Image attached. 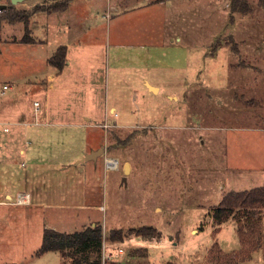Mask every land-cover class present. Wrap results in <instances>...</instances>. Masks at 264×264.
<instances>
[{"label":"rangeland","instance_id":"obj_1","mask_svg":"<svg viewBox=\"0 0 264 264\" xmlns=\"http://www.w3.org/2000/svg\"><path fill=\"white\" fill-rule=\"evenodd\" d=\"M68 1L0 0V264H70L59 251L38 255L45 230L90 226L102 227L107 252L125 249L107 264H264V209L260 221L212 216L226 193L264 186V5L249 0L242 15L230 0H127L117 17L109 0H71L79 28L102 34L88 81L47 62L62 37L52 26L45 42L44 13ZM11 7L19 20H5ZM47 103L48 125L30 126ZM37 129L52 136L28 141ZM88 145L103 156L70 166ZM20 193L32 205L16 204ZM143 227L160 237L130 234Z\"/></svg>","mask_w":264,"mask_h":264},{"label":"trees","instance_id":"obj_2","mask_svg":"<svg viewBox=\"0 0 264 264\" xmlns=\"http://www.w3.org/2000/svg\"><path fill=\"white\" fill-rule=\"evenodd\" d=\"M260 2L264 5V0H260ZM42 7L43 5H37L33 13L37 14L44 11ZM230 8L233 14L247 15L252 11L249 0H230ZM14 10L13 7L8 9L9 16L5 17V20H19V16ZM58 10L59 8H57ZM17 43L30 44L35 43V40L32 37H24ZM66 62V46H60L49 59V64L59 71L64 69ZM262 209H264V186L248 191H230L226 193L214 208L212 216L214 221L219 224L238 212L246 214L250 220L257 216L260 221L261 217L259 215ZM130 234H135L145 239L160 237L156 229L150 227H143L138 229V231L132 230ZM110 238L113 241H123L124 234L122 231H112ZM102 247L103 229L101 226H90L83 231L68 234L53 229H46L38 255L59 251L65 260L67 258L71 260L70 264H103Z\"/></svg>","mask_w":264,"mask_h":264},{"label":"crops","instance_id":"obj_3","mask_svg":"<svg viewBox=\"0 0 264 264\" xmlns=\"http://www.w3.org/2000/svg\"><path fill=\"white\" fill-rule=\"evenodd\" d=\"M50 2H52V1H50ZM92 2H94V1H92ZM108 8L110 11L115 12L117 17H120L121 15H126L127 14V0H117V1L109 0ZM56 13L58 15H54ZM107 13H109V12H107ZM44 14H45L44 15V22H46V24L45 23L43 24V30L45 32V39H46L45 42H47V41L49 42V40H50L49 35L51 36L50 30H51L52 26L59 29L61 37H62L61 42L55 44V46H52V47H54V49H52L50 54L47 56L48 64H49V59L53 56V54L57 51V49L60 46H66L67 47V62H66V66L64 67V69L62 71L59 72V74H63L67 70H70L71 68L76 69V70H81L83 72V76H85V79H87L89 81L90 76L85 74L84 72L87 73L88 71H91L92 66H94L96 64V62H98V59L96 57L99 55L100 50L98 48V45H99V39L102 36V34L98 33L96 31L97 28H89V31H85L84 28H81V27L79 28L78 25L80 24V21H82V23H83L85 21V19L82 16V13L78 7V4L72 2L71 0L68 1V3L66 4V6L64 8H59L58 11H54V10L45 11ZM94 15H93V18H91V21H93L92 24H95V21H97V19H98L97 15L95 16V19H94ZM107 16L109 17V14ZM112 18H110V20ZM35 30H37V29H35ZM115 39H117V38H115ZM178 40H180V37H178ZM50 67L53 68V66H51V65H50ZM54 69H57V68L54 67ZM50 78H51V81L52 80L53 81L50 84L49 88H51V90H54L55 85L53 84V82L55 80H54V77L52 75H50ZM146 84L150 87V89L153 87V89L155 90V91L153 90L154 93H156V91H158V92L162 91L161 87L154 86L151 83H149L148 81H146ZM63 112H65V111H63ZM51 116L53 117V115L51 114V111L49 109L48 103H47L45 115L43 116L45 118V120L43 122L38 121L37 123H34L32 121V122H28V123L30 126H35L38 129L44 128V126L48 125V123H49L48 119ZM83 117H84L83 119L87 123H91V121L93 120V118L89 115H84ZM21 119H26L24 114L20 117V120ZM0 123L4 124L5 122L0 121ZM13 123H15V122H13ZM14 125L17 126L16 123ZM87 125L88 124H86V126L83 125L82 127L87 128ZM38 129L34 132L28 130V133H26L28 141L30 140V137H35L38 143H44L45 141H48L49 138L52 136L49 133H45L44 130H38ZM4 131H5V128H4ZM16 133H20V131L19 130L15 131L14 134H16ZM88 148H89L88 150L84 149L83 153L80 156H77L74 160H72L71 162H73V163H71L70 166L74 165V166L78 167L83 162H94V163H96L98 161V159L101 156H103V154H104L103 147L98 149L96 147L88 145ZM95 152H98V154L94 159L83 161L87 155L93 154ZM20 153L25 154L26 152L24 149H21ZM62 167H64L63 168V170H64L68 166L62 165ZM63 170H62V172H64ZM34 171L35 170L33 169L32 171L29 172L28 175H33ZM81 171L83 173H85V169H82ZM71 181L73 182L72 179H71ZM6 197L8 200L12 199V196L9 193L6 194ZM30 205H32V197H31V204ZM82 227H84V226L82 225ZM85 229H82L80 231H83ZM56 231H58V230H56ZM75 232H78V231H75ZM63 259L65 260V258H63ZM64 260H63V262H64Z\"/></svg>","mask_w":264,"mask_h":264},{"label":"built area","instance_id":"obj_4","mask_svg":"<svg viewBox=\"0 0 264 264\" xmlns=\"http://www.w3.org/2000/svg\"><path fill=\"white\" fill-rule=\"evenodd\" d=\"M5 11V9H1L0 8V14H2ZM9 89V87L6 85L4 86V90ZM35 110L36 112H38L40 110V103L39 102H35ZM31 202V198L29 196V194H21L18 196V199L16 200V204L18 205H27L30 204ZM109 243L107 242H103V250H102V263L103 264H107L112 260H115L117 258L123 257L125 255V249L118 247L115 254L111 253V252H107V249L109 248Z\"/></svg>","mask_w":264,"mask_h":264},{"label":"water","instance_id":"obj_5","mask_svg":"<svg viewBox=\"0 0 264 264\" xmlns=\"http://www.w3.org/2000/svg\"><path fill=\"white\" fill-rule=\"evenodd\" d=\"M24 1H26V0H12V4L14 6V5H16L18 3H21V2H24ZM6 7H7L6 5H0L1 9H5ZM97 154H98V152H95L93 154L87 155L83 161L94 159L97 156Z\"/></svg>","mask_w":264,"mask_h":264}]
</instances>
